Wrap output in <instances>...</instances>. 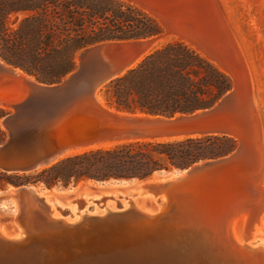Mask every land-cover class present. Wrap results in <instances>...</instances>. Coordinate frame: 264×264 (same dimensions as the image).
I'll return each instance as SVG.
<instances>
[{"label": "water", "instance_id": "95a60500", "mask_svg": "<svg viewBox=\"0 0 264 264\" xmlns=\"http://www.w3.org/2000/svg\"><path fill=\"white\" fill-rule=\"evenodd\" d=\"M136 1L166 20L164 32L88 45L82 62L60 82L30 80L0 57V105L12 108L2 120L8 137L0 144V170L33 172L70 151L114 140L221 134L236 138V148L185 169L138 179L145 182L135 189L151 190L159 205L150 215L131 202L127 208L118 203L116 211L105 209L103 215L66 223L53 218L43 198L27 184L13 186V198H7L14 210L8 217L0 215V221L16 235L0 232V264H264V248L253 240L254 225L264 214V146L248 81L241 89L232 77L233 87L213 106L174 116L114 111L97 98L102 85L118 77L161 35L176 32L198 46L207 43L210 38L186 19L192 12L200 9L213 22L219 18L214 0ZM219 26L225 34L224 24L212 28ZM224 50L242 77L238 52L234 47ZM155 174L162 178L152 179ZM243 214L246 220L237 241L231 225Z\"/></svg>", "mask_w": 264, "mask_h": 264}, {"label": "trees", "instance_id": "16d2710c", "mask_svg": "<svg viewBox=\"0 0 264 264\" xmlns=\"http://www.w3.org/2000/svg\"><path fill=\"white\" fill-rule=\"evenodd\" d=\"M21 14L14 25L11 17ZM160 20L126 0H0V57L46 83L77 67L76 53L105 40L162 34ZM233 79L196 47L172 38L105 84L106 105L122 112L174 116L213 106ZM0 105V144L8 137ZM238 141L210 134L134 140L66 155L34 172L0 170V189L29 183L68 187L87 181L143 179L232 152Z\"/></svg>", "mask_w": 264, "mask_h": 264}, {"label": "rangeland", "instance_id": "374dc122", "mask_svg": "<svg viewBox=\"0 0 264 264\" xmlns=\"http://www.w3.org/2000/svg\"><path fill=\"white\" fill-rule=\"evenodd\" d=\"M126 1H129L131 3H134V4L144 8L150 14L157 17L160 20L162 25L165 24L163 21H161V18H159L158 15L154 11H152L151 9H149V7L146 6V4H142L136 0H132V1L126 0ZM214 1L216 3V7L218 8V14L220 15V16L218 15L219 18L217 17L218 22L216 20L214 22H212L211 17H209L210 14L207 15L208 18H210V19H208L206 15L201 13L200 9H199V12H198V10L195 12H192L190 15H188V17L186 19H191V18H194L196 16V17H198L199 21L203 20L204 22H207L209 20V21H211V23L210 22L206 23L207 27H209V28H212L214 26V23L215 24H217V23L218 24H224L225 23L224 28L226 30V33H225L226 35L220 31V26L218 29H216L217 36H220V37H221V35H222V37L224 36V39L221 40L222 45H220V46H223L224 47V48L222 47L223 49H227L226 47L229 46L228 49L231 50L233 48V47L231 48V46H232L231 40H232L234 49L236 52H238L241 66L242 67L245 66L244 67L246 70L245 74H247V75H245V77L247 76L246 79H248V82H249V81H251V76L253 77L252 86H253V92H254V99H255V103H256V106H257V109H258V112L260 115L259 120L261 122V124L259 123L261 126L260 131L263 130V135H264V0H214ZM141 4L144 7L141 6ZM220 12L223 15H221ZM176 14L181 15V13L179 11H177ZM201 15H204V18ZM20 17H21V14L12 15L11 24L14 25L16 23L17 19ZM224 18H225V20H224ZM205 19H207V21H205ZM194 20H197V18H195ZM221 27H222V25H221ZM232 29L235 33L232 31ZM233 34L234 35L236 34V35L231 37V35H233ZM225 36H226V38H225ZM172 38H181V39L188 42V40H186L179 33L167 32V33L161 35L160 38L157 40V42L154 43L147 50L146 53H149L155 47L163 45L164 43L171 40ZM236 41H238L239 43L238 42L236 43ZM234 42H235V44H234ZM188 43L191 44V42H188ZM191 45H193V44H191ZM199 51H201L203 54H205L208 58H210L213 62H215L218 65V63L215 60H213L211 57H209L204 51H202V50H199ZM77 53H76V56H77ZM228 53H230V52H228ZM227 55L228 54L225 53V56H227ZM227 57L232 61V58L230 56H227ZM76 60H77V58H76ZM244 61H245V64H244ZM77 65H78V60H77ZM31 76L36 78L34 75H31ZM39 81H41V80H39ZM104 86H105V84L102 85L100 87V89L98 90V93H99L98 97H99L100 101L106 105L105 94H104V91L102 90V88H104ZM5 108L9 109L10 112L12 111V108H10V107H5ZM30 184L36 185L42 194L45 192H49V193L58 194V195H66V194L71 195L74 193V190H75V189L69 190L70 189L69 186L63 187V186L59 185V186H53V187L49 188L46 185H44L43 183H29L27 185H30ZM124 186L125 185H123V184H108L106 186L99 184L98 187H102V188H123ZM8 187H12V186H7L6 188H8ZM92 187L98 188L97 186H92ZM6 188L0 189V215L4 216V217L9 216L7 214V212H12L14 210V204L9 200V198H7V196H8L7 193H3V191H5ZM87 199L88 198H86V197H82L81 200H79V201L77 200V201L70 202L69 203L70 207L71 206H72V208L75 207L73 210H71V212H77V214H78L80 212L81 213L85 212V210L88 208L89 209L87 212H89L91 214L94 212L93 209H95V208L105 211L104 209L106 208L105 205H107V201L112 202L113 204L116 205V207H118V203L122 204L123 201L128 202L129 199H132L133 201H135L134 199H139V195L137 196L136 194H134V195H131L129 197L123 196L121 198H118L117 195H114L113 197L107 195V197L105 199L104 198L103 199L95 198V199L89 200L88 202H87ZM83 201L86 203L85 206H82ZM127 205L129 206V203H126V206ZM54 209L57 210L58 213L61 214L62 216H65V215H63V210H60L58 208V205H55ZM67 210L68 209H65L64 211H67ZM77 217H79V214ZM70 218L73 219V216H70ZM257 239H259V240L262 239L264 242V237L261 235H259L257 237Z\"/></svg>", "mask_w": 264, "mask_h": 264}, {"label": "bare ground", "instance_id": "6f19581e", "mask_svg": "<svg viewBox=\"0 0 264 264\" xmlns=\"http://www.w3.org/2000/svg\"><path fill=\"white\" fill-rule=\"evenodd\" d=\"M132 1V0H131ZM141 6H143L141 4ZM144 7V6H143ZM198 12H199V9H198ZM154 13V12H153ZM221 13V12H220ZM155 14V13H154ZM201 14V13H200ZM158 15V14H157ZM204 15H208L207 14H204ZM204 15H201L203 16L204 18ZM219 15V14H218ZM217 15V16H218ZM221 15H223L221 13ZM220 16V15H219ZM159 17V16H158ZM200 17V16H199ZM210 17V16H209ZM161 18V21H163L164 23H166V20L163 18V17H159ZM191 18V17H190ZM195 18H197V20H194ZM208 18V16H207ZM227 19V18H226ZM190 20V19H189ZM192 21H194L196 27H195V31L200 33L202 36L203 35H206L210 38V40H207V43L205 42H201V44L199 43L201 40L200 39H196L195 41H197V43H199L200 46L194 44L193 42H191V44H193V46L197 47L199 50H202L204 51L209 57H211L213 60H215L218 65L224 69L226 72H228L235 80L238 81V84H239V87L242 89L243 85L245 83H247L248 79H246L245 74L246 73V70H245V66L242 67V72H241V75L242 77H240V75L236 72V66H234V63L227 57L225 56V51H224V47L223 46H220L222 45V41H218L217 37L216 36V31L212 28H209L207 27V22H211V21H207V22H204L203 20L199 21L198 20V17H194V18H191ZM207 19H205L206 21ZM225 20V18H224ZM213 22V21H212ZM218 22V21H217ZM225 22V21H224ZM229 22V21H228ZM218 24V23H217ZM225 24V23H224ZM227 24V23H226ZM227 27V26H226ZM231 28V27H230ZM233 31V29H232ZM220 32V31H219ZM234 32V31H233ZM235 33V32H234ZM232 34V33H231ZM230 35V34H229ZM236 35V34H235ZM234 34L231 35L232 36H235ZM203 40V39H202ZM231 40V39H230ZM157 41L153 42L151 44V46L156 43ZM190 42V41H188ZM238 41H236L237 43ZM224 43V42H223ZM228 43V42H227ZM239 43V42H238ZM229 44V43H228ZM227 44V45H228ZM231 48L234 47L233 46V43H232V40H231ZM235 44V42H234ZM238 45V44H237ZM150 46V47H151ZM149 47V48H150ZM223 47V48H222ZM229 47V46H228ZM228 47L227 50H228ZM148 48V49H149ZM147 49V50H148ZM147 50L142 54L141 57H139L132 65H130L128 68L134 66L142 57L143 55L147 52ZM83 51L84 49L82 48L78 53H77V60H78V63H81L82 62V54H83ZM230 52V51H229ZM246 58V57H245ZM244 59V58H243ZM245 60V59H244ZM244 64H245V61H244ZM247 64V63H246ZM128 68H126L122 73H124ZM247 69V68H246ZM15 70L27 77L28 79L30 80H36V78H34L33 76L25 73L23 70H21L20 68H17L15 67ZM248 72V71H247ZM122 73H120L119 75H121ZM249 75V74H248ZM68 76V75H67ZM252 81V82H251ZM251 81H249L250 83V87H251V92H252V97H253V101H254V105H255V108H256V112H257V115H258V119H259V112H258V109H257V106H256V103H255V99H254V92H253V86H252V83H253V77L251 76ZM99 90V89H98ZM98 91H97V98L98 100L100 101L99 97H98ZM100 103L102 105H104L105 107H107L108 109H111V110H114L116 111L115 109L103 104V102L100 101ZM5 107H9V106H5ZM259 123L261 124L260 120H259ZM259 124V133H260V137H261V142L264 146V135H263V130L260 131L261 129V126ZM179 138V137H178ZM124 141H128V140H114V141H107V142H103V143H99V144H94L92 146H88V147H83V148H80V149H76L74 151H70L68 154L66 155H69V154H73V153H76V152H80V151H84V150H87V149H90V148H95V147H99V146H109V145H112L114 143H119V142H124ZM162 177L159 176V174H155L153 176L152 179L154 180H160ZM145 181L143 180H138V179H135V180H132V181H128V182H122V181H109V182H106V184H101L99 182H94V181H87V182H81V183H78L76 186L74 187H69L70 189L69 190H72V189H75L74 190V193L71 194V195H58V194H53V193H49V192H45V193H41L39 191V189L37 188L36 185H33V184H30L28 185L30 188H32L34 191H35V194L39 197H42L43 198V203L44 205L46 206V208L48 209V211L51 213L52 217L53 218H56V219H60L66 223H74L76 221H78L82 216H86V215H103L105 214V211L103 210H100V209H93L94 212L91 214L88 211V209L85 210V212H80L78 213L79 214V217L77 212H71V210H73L74 208H72V206L70 207L69 203L72 202V201H79L81 200L82 197H86L88 198L87 199V202L91 199H95V198H100V199H103L102 197H104V199L108 196H111L113 197L114 195H121L122 197L123 196H126L128 193H133L136 194L137 196L139 195V199H134L135 201H133L132 199H129L128 202H125L123 201L122 204L119 203V205L123 208H127L128 205L126 206V203H129L131 202L134 206V208L138 209L139 211H142L144 214L146 215H150V214H155L159 211V205L155 202L154 200V197L152 195V191L147 189V190H144V191H141V190H136L135 189V186H137L138 184H142L144 183ZM100 185H103V186H106L108 184H123L125 185L123 188H102V187H98ZM263 185H264V176H263ZM92 186H97L98 188H94ZM16 191V187H10L9 190L6 192L8 197L10 198H13V194L15 193ZM129 197V196H128ZM116 199V198H115ZM97 200V199H96ZM117 200V199H116ZM130 204V203H129ZM55 205H58V208L60 210H63V215L65 216H62L61 214L58 213L57 210L54 209V206ZM86 203L83 201L82 203V206H85ZM69 206V207H68ZM105 209H109L110 211H116V205L113 204L112 202L110 201H107V205H105ZM101 208V207H100ZM65 209H68L67 211H64ZM104 209V210H105ZM70 216H73V219L70 218ZM246 220V215L243 214L241 215L240 217H238L237 219H235L233 222H232V233L235 237V239L237 241L240 240V228L241 226L243 225L244 221ZM0 232L5 235V236H14L16 235V232L12 229H10L9 227H7L4 223H2L0 221ZM253 240H256L258 242V244L260 246H262L264 248V242L262 239H257V237L259 235L263 236L264 237V214L262 216L259 217V219L257 220V222L255 223L254 225V232H253Z\"/></svg>", "mask_w": 264, "mask_h": 264}]
</instances>
